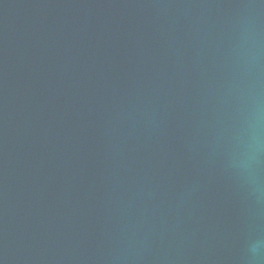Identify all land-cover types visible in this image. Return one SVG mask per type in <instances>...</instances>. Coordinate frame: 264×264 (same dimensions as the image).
Returning a JSON list of instances; mask_svg holds the SVG:
<instances>
[{"label": "water", "instance_id": "95a60500", "mask_svg": "<svg viewBox=\"0 0 264 264\" xmlns=\"http://www.w3.org/2000/svg\"><path fill=\"white\" fill-rule=\"evenodd\" d=\"M0 264H264V0H0Z\"/></svg>", "mask_w": 264, "mask_h": 264}]
</instances>
